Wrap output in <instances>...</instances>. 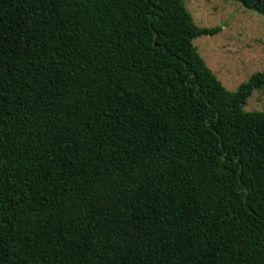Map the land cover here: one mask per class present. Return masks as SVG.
Here are the masks:
<instances>
[{
    "label": "trees",
    "instance_id": "16d2710c",
    "mask_svg": "<svg viewBox=\"0 0 264 264\" xmlns=\"http://www.w3.org/2000/svg\"><path fill=\"white\" fill-rule=\"evenodd\" d=\"M220 32L184 0H0V264H264V71L227 91L193 45Z\"/></svg>",
    "mask_w": 264,
    "mask_h": 264
},
{
    "label": "rangeland",
    "instance_id": "374dc122",
    "mask_svg": "<svg viewBox=\"0 0 264 264\" xmlns=\"http://www.w3.org/2000/svg\"><path fill=\"white\" fill-rule=\"evenodd\" d=\"M201 28L221 27L215 36L193 40L199 55L229 92L264 71V16L234 0H184ZM245 112H264V88L253 92Z\"/></svg>",
    "mask_w": 264,
    "mask_h": 264
}]
</instances>
